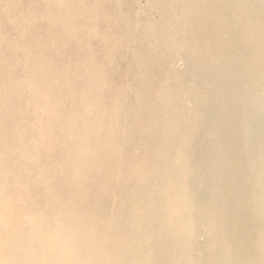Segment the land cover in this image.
<instances>
[{"label":"rangeland","instance_id":"1","mask_svg":"<svg viewBox=\"0 0 264 264\" xmlns=\"http://www.w3.org/2000/svg\"><path fill=\"white\" fill-rule=\"evenodd\" d=\"M156 1L172 33L168 46L151 0H0V264H130L124 215L163 130L156 89L171 69L185 72L201 103L224 55L221 9L235 23L244 90L236 104L251 253H240L221 213L212 174L221 147L207 140L210 151L200 155L211 178L209 240L196 256L204 264H264V0ZM194 10L204 19L196 22ZM176 159L155 207L160 217L147 220L153 234L144 235L142 264H194L181 188L187 169ZM57 235L80 259L51 248Z\"/></svg>","mask_w":264,"mask_h":264},{"label":"bare ground","instance_id":"2","mask_svg":"<svg viewBox=\"0 0 264 264\" xmlns=\"http://www.w3.org/2000/svg\"><path fill=\"white\" fill-rule=\"evenodd\" d=\"M203 2H205V0H203ZM151 5L153 9L155 8L160 14L159 23L163 26L161 29L163 30L165 38L164 43L168 46L166 38L172 33L170 34V30L167 26L168 22L164 18L165 8L156 0H151ZM193 15L196 22L204 19V17L195 10L193 11ZM196 22L193 20L191 24L193 29L198 27ZM216 25L222 30V40H220L223 46L222 54L224 55H220L219 58H217L218 63L215 64L211 72L213 77L211 86L203 93L201 103H197L195 96H192L188 92L187 84L190 77L185 72L176 74V71L171 69V71L166 72L164 83L159 85L156 89L157 99L164 112L163 118L159 123L163 130L157 137L154 135V140L156 139L159 143L152 147V160L149 170L142 174L141 178L138 179V181L140 180L139 183L136 186L133 185L134 187L131 191L129 188L130 195L126 202L127 208L124 215V218L126 217L127 219L129 230H131L126 232L124 236V246H126L127 253L130 256V264L143 263L148 247L144 240V235L147 232L151 235L153 234V230H150L151 224L149 227V222H147V220L151 218L155 220V218L160 217V213L157 212L155 207L156 204L158 205V203L162 201L164 185L169 182L170 174L172 173L169 160L175 158H177L176 160L180 159L187 169L185 178L181 183V188L183 192L182 199L187 207V216L191 218L193 225V237L190 242V249L194 252L192 258L194 264H204L205 257H197L196 253H204L205 244L207 243L206 240H209L206 237L205 230H203V226L209 217L204 214L203 211L212 200L209 195L211 178L210 174L206 172V167L203 165L204 163L200 155L201 150L205 148L208 141L210 143L219 144V147H221V152L218 157H216L217 162L212 165V174L219 184V193L217 194L222 206L221 213L231 222V226L235 233V241L238 243V250L240 253H251L250 247L245 244L244 235L246 227L248 226L245 224V219L248 204L246 197L248 195L249 186L243 183L245 171L242 165L244 159L241 154V143L238 136L237 116L239 110L236 104V97L240 96L244 90L240 86V73H235L241 68L238 64V58L234 53V46L236 43V38L234 36L235 23L229 18L226 10L221 9ZM244 25L247 30H250L249 33L251 34L252 28H250L248 24ZM231 46L232 49L229 48ZM148 78L150 79V77ZM174 78L177 79L174 80ZM66 86H68V84ZM190 104L192 108L189 109ZM215 105L217 106L216 110H213ZM206 134H208V137H205ZM178 147L181 149L182 153L177 152V155L175 151ZM205 151L209 153L210 146L206 147ZM215 196L218 197L217 195ZM159 199L161 200L158 201ZM104 205L108 206V204ZM116 215L117 214H115V216ZM100 218H102V216ZM122 225H124V223ZM100 226H98V228H100ZM153 226L152 224V228ZM102 228H104V226H102ZM120 232L122 233V231ZM199 238L204 240L202 244L198 243L199 241L197 242ZM235 241H233L231 245L233 249L236 248ZM51 248L57 249L59 253H62L66 257L72 255L80 259L79 256H76L77 253H71L73 244L68 240H64L61 235H57L56 239L52 242Z\"/></svg>","mask_w":264,"mask_h":264}]
</instances>
